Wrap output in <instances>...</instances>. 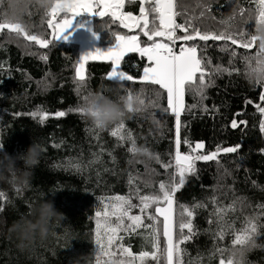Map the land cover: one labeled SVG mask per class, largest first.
<instances>
[{
	"label": "trees",
	"instance_id": "1",
	"mask_svg": "<svg viewBox=\"0 0 264 264\" xmlns=\"http://www.w3.org/2000/svg\"><path fill=\"white\" fill-rule=\"evenodd\" d=\"M189 3L193 8L196 7L194 0H189ZM212 3L217 5L214 13L216 20H205L203 26L205 29L220 30L223 25L217 21L227 19L232 14V9L226 4L227 0H212ZM237 4L251 10L252 16H255V4L250 0H237ZM138 8V1L126 6L128 11L136 14ZM196 11L198 14L199 9ZM82 14L86 16L85 13ZM248 15L249 11H245L244 17L247 18ZM41 18L39 12H34L26 18L30 32L44 31L40 27ZM107 23V17H93L95 32L99 34L100 44L103 46L116 43L113 31H126L117 29L115 25L105 27ZM235 23L237 25L241 23L240 16H236ZM246 27L250 31L254 30V22H250ZM209 44L212 45L213 42ZM237 51L235 66L240 69V73L231 77L226 74L218 77L216 86L206 90L208 99L204 104L209 108V112L203 113L196 108L192 113L182 114L181 118L182 152L187 151L183 144L184 139L193 144L203 141L206 145L205 152L214 150L217 145L241 146L238 153L222 155L220 158L231 175L224 176L223 169L218 171L219 165L215 162H198V178L190 177L176 198L179 203L189 205L198 201L207 203V198L213 195V189H216L219 183L222 188L218 189L216 194L219 195L220 191L228 193L227 196L220 197L225 204L231 202L235 195L252 205L243 212L237 211L232 217L233 219L239 217L237 220L239 227L240 221L254 210L256 204L264 203V154L260 151L264 149V134L259 131V121L262 117L254 107V104L259 102L260 89L244 75L245 66L241 57L247 55V51L243 49ZM254 52L255 49L252 50V54ZM44 53L49 57L46 62L39 58ZM79 53V46L71 42L57 40L54 45L44 50L22 38L7 35L0 37V64L4 66L0 71V144H3L0 154L7 152L10 156H17L26 152L33 141L46 146V151H42L38 162L27 169L26 185L14 183L11 173L0 172V191L11 201L5 204L4 211L0 213V264H73V261L81 256L87 257L81 259L80 264H95L92 233L95 228L94 214L99 208L100 198L109 194H127L128 174L129 172L135 174L137 171L143 174L145 171L143 162L159 173L154 177L156 181L167 179L164 169L156 163L155 156L159 155L162 161L168 162L169 153H174L175 119L171 115L161 112L156 118L161 121L159 125L148 113H132L125 118L123 121L126 128L132 131L137 146L141 149L146 148L153 158L149 159L148 155L139 153L132 157L128 152L131 144L125 142L124 146L114 153L118 160L117 164L113 165L110 158L104 155L103 161L107 163L97 166L113 169L114 174L112 171H101L99 176L95 170L91 175L87 172L83 175L77 174L65 163L69 157L81 155L87 161L92 159L93 152L99 151L96 142L85 131L86 128L93 126L86 116L70 113L60 119L50 117L41 125L37 119L28 115L41 106L53 114L56 111H66L70 107L82 106V100L75 91L73 81L74 66L79 60ZM207 55L212 58L213 65L228 64V54L219 51L215 46L208 49ZM143 64L144 61L136 54H129L122 67L138 77L142 73ZM108 71L109 63L90 61L87 64L90 79L80 96L86 95L89 90H97L101 85L112 88L107 94L114 99L126 96V90L117 87L116 81L103 79ZM129 86L134 92L145 87L148 89L147 95H153L152 85L129 82ZM249 99L254 102L253 105L247 104ZM194 102L191 95H186L187 105ZM162 103L166 106V96ZM213 106L218 108V111ZM237 112L244 114L237 117L235 116ZM232 119L246 120L247 127L232 129L230 127ZM114 125L102 130L101 143L108 149L113 148L116 143L115 138L110 135V129ZM61 140L64 141L61 147H51L53 141L59 143ZM129 159L142 163L130 165ZM58 164L61 167H54ZM15 167L23 169V160L17 159ZM140 187L144 192L150 191L144 188L143 184H140ZM230 187L235 189L234 194L228 192ZM49 200L63 216L52 217L46 234L43 236L38 234L33 242L21 249L18 246L19 237L10 230L11 226L23 217L31 218L29 213L43 201ZM28 205H31V209ZM211 207L209 204L207 209L198 212L195 223L201 234L186 246L192 257L197 253L204 255V264H217L216 260L210 262L207 259L213 239L211 233L204 231L209 228L207 220ZM230 239L231 237H228L223 243H228ZM261 242L264 243V239ZM124 243L131 244L133 252L137 253L139 244L143 241L140 238H131L126 239ZM188 258L186 256L185 261ZM246 259L247 264H264V250H252L247 253Z\"/></svg>",
	"mask_w": 264,
	"mask_h": 264
},
{
	"label": "snow or ice",
	"instance_id": "2",
	"mask_svg": "<svg viewBox=\"0 0 264 264\" xmlns=\"http://www.w3.org/2000/svg\"><path fill=\"white\" fill-rule=\"evenodd\" d=\"M128 2L136 3L137 0ZM194 2L195 8L189 0H138V14H133L125 10L126 0H57L56 5L43 14L40 27L44 31L40 33H32L19 24L0 20V37L15 36L47 50L64 36L76 16L86 12L101 18L107 17L105 27L115 25L117 29L126 31L112 32L116 39L114 47L107 51L96 49L94 53H88L76 61L73 81L79 99H86V95L80 96L90 79L86 65L89 61H102L110 64V71L103 79L116 81L117 85L126 90V99L130 102L129 112L148 113L157 125L161 123L160 119H156L161 112L175 119L174 153H169L168 162L162 161L159 155L155 156L156 163L164 169L167 179L156 181L154 177L159 173L143 162V174L139 171L135 174L129 172L127 194H109L100 198L99 208L94 214L95 228L92 233L95 264H204V255L197 253L192 257L186 246L201 234L195 220L198 212L207 209L209 204L212 206L207 220L209 228L204 231L211 233L213 239L212 248L207 253L210 262L216 260L217 264H247V253L255 249L264 250V243L261 242L264 239V203L256 204L254 210L245 215L237 227L239 217H232L237 211L243 212L252 205L235 195L231 202L225 204L220 197L227 196L228 193L220 191L219 195L216 194L222 188L219 183L213 189V195L207 198V203L198 201L189 205L179 203L176 198L190 177L198 178V162H215L219 165L218 171L223 169L224 176L231 175L220 158L222 155L238 153L241 146L217 145L214 150L205 152L206 145L203 141L193 144L184 139L187 151L182 152L181 118L182 114L192 113L196 108L203 113L209 112L204 104L208 99L206 90L216 86V78L240 73V69L235 66L239 49L248 53L241 57L245 66L244 75L260 89L259 102L254 107L262 117L259 131L264 134V48L258 47L253 35L258 26L264 25V0H250L255 4L254 17L251 10L239 7L237 0H227L226 4L230 5L232 14L227 19L217 21L223 25L220 30L205 29L203 26L205 20H216L214 13L217 5L212 0ZM3 4L4 0H0V9ZM61 6L66 7L67 11H59ZM245 11H249L247 18L244 17ZM236 16L241 17L239 25L235 23ZM250 22H254V30L251 31L246 27ZM64 39L67 37L64 36ZM209 42L213 44L210 45ZM213 46L228 54L227 66L221 63L213 65L212 58L207 55L208 49ZM129 54H136L144 61L142 73L138 77L128 74L121 67ZM39 58L45 62L49 59L47 53L41 54ZM3 68L0 64V71ZM129 82L154 86L151 89L153 95H147L148 89L145 87L134 92ZM186 95H191L195 102L187 105ZM165 96L166 106L162 103ZM253 103L252 100H247L248 105ZM213 108L218 111L215 106ZM70 113L85 117L86 109L78 105L53 114L41 106L28 115L44 125L50 117L60 119ZM243 114L237 112L235 116ZM247 124L243 119L230 121L232 129L247 127ZM85 131L96 142L99 151L93 152L92 159L87 161L82 155L68 158L65 163L77 174L87 172L91 175L93 170L97 176L101 171H112L114 174L113 169L97 166L107 163L103 161L104 155L110 158L113 165L117 164L114 153L125 142L131 144L128 152L132 157L143 150L148 153L149 159L153 158L146 148L137 146L132 131L126 128L123 120L110 129L111 137L116 140L111 149L101 143V129L90 126ZM63 143V140L59 143L53 141L51 147L59 148ZM42 146L43 151H46V146ZM2 147L3 144H0V148ZM260 151L264 154V149ZM128 163L131 165L142 162L129 159ZM140 184L150 191L144 192ZM228 192L234 194L235 189L230 187ZM10 202L6 194L0 191V213L4 211L5 204ZM28 207L31 209V205ZM228 237H231L230 241L223 243ZM131 238L143 241V247L137 253L133 252L131 244L124 243ZM186 256L189 257L187 261Z\"/></svg>",
	"mask_w": 264,
	"mask_h": 264
},
{
	"label": "clouds",
	"instance_id": "3",
	"mask_svg": "<svg viewBox=\"0 0 264 264\" xmlns=\"http://www.w3.org/2000/svg\"><path fill=\"white\" fill-rule=\"evenodd\" d=\"M57 3V0H4L3 8L0 9V20L7 21L11 24H19L28 29L29 25L26 18L30 13L39 12L43 14L51 10ZM61 12H66L67 8L61 6ZM253 35L257 39L258 47L264 48V25L258 26ZM117 87H121L117 85ZM112 88L107 85H101L97 90H89L86 94V99L82 101V107L86 109V117L89 122L103 130L110 125L116 124L127 118L132 112L128 111L129 101L126 96L113 98L107 93L111 92ZM43 151V146L38 142H32L27 151L17 156H10L7 152L0 154V172H8L12 174L14 183L21 186L27 184L28 172L27 169L34 166ZM140 155L147 156L148 153L141 150ZM17 159L23 160L24 168L18 169L15 167ZM62 213L58 212L52 201H43L38 207L34 208L29 217H23L14 222L11 226V231L17 233L19 237V247L21 249L28 246V243L33 242L39 234L43 236L48 229L49 220ZM87 256H81L73 261V264H80L81 259H86Z\"/></svg>",
	"mask_w": 264,
	"mask_h": 264
},
{
	"label": "rangeland",
	"instance_id": "4",
	"mask_svg": "<svg viewBox=\"0 0 264 264\" xmlns=\"http://www.w3.org/2000/svg\"><path fill=\"white\" fill-rule=\"evenodd\" d=\"M125 10L126 9L125 6ZM133 14L135 12L131 11ZM86 16L81 14L79 16H76L73 19L72 26L64 33V36L67 37V39H64V36H62L58 41L60 42H71L75 43L79 46V59L88 54V53H94L96 49H100L102 51H107L109 48L114 47L115 44L109 45V46H103L100 44L99 40V34L95 32L94 25H93V17L96 15H89L86 13ZM71 14H69L70 16ZM89 16V17H88ZM90 62V61H89ZM122 67V65H121ZM87 69V65H86ZM123 70H125L128 74L133 75L134 77H137L134 73L131 71H128L122 67ZM139 250L142 249L143 243L139 244Z\"/></svg>",
	"mask_w": 264,
	"mask_h": 264
},
{
	"label": "crops",
	"instance_id": "5",
	"mask_svg": "<svg viewBox=\"0 0 264 264\" xmlns=\"http://www.w3.org/2000/svg\"><path fill=\"white\" fill-rule=\"evenodd\" d=\"M138 1V0H137ZM130 3L128 2V0H126V5L125 6H127V5H129ZM136 14V13H135Z\"/></svg>",
	"mask_w": 264,
	"mask_h": 264
}]
</instances>
